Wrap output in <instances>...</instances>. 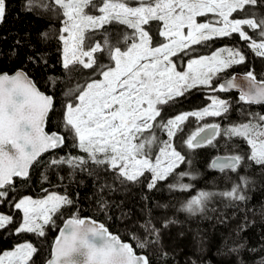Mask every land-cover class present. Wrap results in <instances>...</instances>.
<instances>
[{
  "label": "snow or ice",
  "instance_id": "6c2138e0",
  "mask_svg": "<svg viewBox=\"0 0 264 264\" xmlns=\"http://www.w3.org/2000/svg\"><path fill=\"white\" fill-rule=\"evenodd\" d=\"M23 7L27 12L44 7L61 18L62 26L56 31L61 42L58 51L63 82L51 75L44 81L50 89L60 85L57 103L54 94L41 91L23 70L14 75L0 74V205L12 210L11 214L0 213V239L31 234L37 241L19 243L14 250L3 252L0 264H157V260L176 264L174 259L168 260L170 254L161 246V238L162 230L179 221L164 217L154 222L150 212L139 225L143 236L134 235L132 239L137 241L138 249L157 250L156 260L147 252L138 255L130 243L121 242L103 224L78 216L64 224L51 258L45 260L41 256L34 260L43 244L40 238L46 237L49 227L55 228L54 217L64 215L65 207L78 205L79 193L75 200L67 194V188L65 194L51 193L45 198H18L17 194L31 182L30 169L34 164L43 165L45 171L53 170L60 181L65 180L60 171L66 167L69 184L75 182L79 186L75 180L77 172L93 177L92 196L85 198L95 197L104 210L109 207L104 194L113 190L114 183L143 186L150 191L186 162L173 141L184 131L189 117L226 118L232 108V101L211 97V104L202 110L174 117L161 115L190 90L198 86H203L199 90L213 92L238 89L239 101L264 106V70L257 73L250 68L242 77L246 82L243 85L232 75L218 88L213 86L220 73L246 63V55L238 47H222L211 55L191 59L187 70H178L171 59L192 45L231 38L233 34L246 42L256 57L264 58V0H40V5L26 0ZM6 13L7 0H0V25ZM200 17L207 19L201 22ZM112 24L131 29V34L122 29H106ZM113 31L118 34L112 35ZM97 34L101 36L99 41L95 39ZM47 36V32L43 33L42 41ZM15 43L23 46L25 40L19 38ZM27 46L32 54L26 56V62L47 72L52 67L47 51L38 52L31 43ZM0 55L15 56L16 50L0 51ZM248 116L247 122L232 123L223 129L219 123L205 124L187 139L180 137V141L194 150L216 147L214 141L221 135L238 138L243 146L236 144L233 148H239L240 154L217 157L211 161V168L240 172L242 165L255 167L264 179V114L255 111ZM50 121L52 128L46 130ZM156 129L166 132L168 139L161 142L158 155L153 158L152 149L158 142ZM72 149L81 154H72ZM45 153L52 155L40 160ZM178 175L182 179L191 174ZM48 179L47 175L41 176L42 182ZM238 180L229 191H200L180 210L190 215L203 213L213 195L232 202L227 206L243 215L234 225H227L229 230L221 239L222 254L230 257L229 264H264V234L255 245L243 235L255 222V213L250 219V209L240 206L250 199L246 191L252 181L246 174L239 175ZM168 187L187 191L191 185L176 183ZM16 211L22 215L16 216ZM259 216L264 226V207ZM228 219L221 215L218 222L224 224ZM14 223L16 227H10ZM194 239L202 245L198 233ZM199 250L204 249L201 246ZM190 264L197 261L190 260Z\"/></svg>",
  "mask_w": 264,
  "mask_h": 264
},
{
  "label": "trees",
  "instance_id": "16d2710c",
  "mask_svg": "<svg viewBox=\"0 0 264 264\" xmlns=\"http://www.w3.org/2000/svg\"><path fill=\"white\" fill-rule=\"evenodd\" d=\"M47 2V0H45ZM26 0H7V13L5 21L0 25V51L8 53L15 48L16 55H0V73H14L18 70L25 71L36 83L37 86L46 94H54L59 102L60 92L58 91L60 85L46 87L44 81L48 75L53 77H60L62 71L60 60V52L58 48L61 42L57 39V29L60 28L61 18L57 17L52 10L44 7H39L34 12H27L23 5ZM34 3L40 5V0H34ZM59 9H55L58 12ZM235 15V14H234ZM206 17H200L201 22L205 21ZM147 27V26H146ZM106 29H122L123 32L131 34V29H126L124 26L112 24L107 25ZM47 32L48 36L42 41V34ZM118 33L113 31L112 35ZM151 34V33H150ZM24 38L25 43L23 46L16 45V40ZM95 39L99 41L101 36L96 35ZM163 40V38H159ZM156 40L154 38L153 43ZM31 43L35 46L36 51H47L48 61L52 67L47 69V72H41L35 68L31 63L26 62V56L31 55L32 51L28 48L27 44ZM246 42L240 40L237 34H233L231 38L225 37L222 39H214L213 41L206 42L202 45H192L190 49L184 52L177 53L171 59L177 64L178 70L185 69L186 63L192 59L203 55H211L213 51L219 50L226 46H236L242 50L246 55V63L223 72L221 78H218L213 83L214 87L218 88L221 80L228 78L236 72L246 73L250 68L254 69L257 73L264 70V58L256 57L255 54L248 49ZM121 42V47H123ZM194 49V51H193ZM260 79V75H258ZM61 82L63 78L60 77ZM203 86L194 88L187 93L186 97H180L179 103L172 108H166L162 112V116L174 117L175 115L183 112L199 111L209 105L211 96H217L222 99L232 101V108L230 112L221 117H204L202 120H197L195 117H189L188 121L183 125L184 131L177 134L174 138V146L178 151H181L186 157V162L181 164L175 172L164 181L158 182L156 188L148 190L143 186H121L119 183L113 184L112 191H106L104 198L109 207L101 210L100 206L95 202L96 198L86 199L91 197L94 186L93 177L87 173H75V180L79 181V186L75 182L68 183V169L65 167L60 171V174L65 176L64 181L58 180L57 176L53 174V170L45 171L44 166L37 167L35 164L30 171L31 182L24 188L20 189L17 194L18 198L25 195H30L34 199L45 198L48 193L55 192L56 194H67L72 199H77L76 193H79V203L73 207H65L63 209L64 215H57L55 217V228L49 227L47 235L40 238L43 241L40 252L33 257L34 260L43 257L45 260L50 257L52 244L57 236V233L68 218L78 216L79 218L88 217L102 222L113 234L119 235L122 240L131 243L138 254L149 255L156 260L157 250L149 248L141 250L136 247L137 241L132 237L143 236L142 229L139 225L142 224L147 218L148 213L154 222L160 221L164 217H169L178 220L179 223L170 225L167 229L162 230L161 246L165 252L170 255L168 260H175L176 264H190V260H196L197 264H229L230 257L222 254L220 249L222 236L229 230L227 225H234L243 213L238 212L232 207H228L230 201L224 199L219 195H213L207 202V207L203 213L197 215H190L180 209L187 203L188 200L199 194L200 191L210 193H221L231 190L233 183H239L238 176L246 174L252 181L246 194L250 197L246 204L240 205L245 209H250L249 218H253L255 213L254 224L243 234L248 237L249 243L255 245L259 242L258 238L264 234V226L261 225L259 212L264 207V179L257 171V168H247L245 165L241 166L242 171L232 172L225 170L224 172L215 171L211 168V161L219 155H233L240 154L239 148H233V145L243 142L238 138L228 137L221 135L216 138L214 144L216 147L205 146L194 150L187 149L180 141V137L187 139V136L195 132L198 127L210 123H219L223 129L226 126H231L232 123L247 122L248 113L259 111L264 114V106L261 105H247L239 101L237 93L223 94L219 91H210L207 89L199 90ZM159 119V118H158ZM52 128L51 121L49 122L48 129ZM59 131V129H56ZM147 135V133H146ZM155 135L158 137L157 145L153 146V158L161 146V142L165 140L164 132L159 129L155 130ZM61 155L64 154L63 149L57 150ZM72 154L79 155L77 150L72 149ZM52 153L44 154L40 160H45ZM191 161L189 164L188 161ZM246 163H250L246 161ZM188 172L190 176H184L182 179L179 173ZM253 173H255L253 175ZM47 175L48 181L42 182L41 176ZM146 176L149 174H145ZM195 176V179L191 177ZM188 184L191 188L187 191H179L170 189L169 184ZM147 197V200L144 198ZM118 205V206H117ZM158 205H167V207H158ZM76 208L79 211H76ZM12 210L0 205V213L11 214ZM16 216H21L19 211L15 212ZM230 217L226 223L221 224L218 222L220 216ZM10 227L15 228V223ZM5 232L7 229L4 230ZM199 234L202 239V245L194 238ZM23 242H32L37 244V241L31 234L7 235L0 239V254L5 251H10L14 247ZM203 251H200V247ZM226 251V249L224 250ZM254 259V257H248ZM157 264H164L163 261L157 260Z\"/></svg>",
  "mask_w": 264,
  "mask_h": 264
},
{
  "label": "water",
  "instance_id": "95a60500",
  "mask_svg": "<svg viewBox=\"0 0 264 264\" xmlns=\"http://www.w3.org/2000/svg\"><path fill=\"white\" fill-rule=\"evenodd\" d=\"M19 71V70H18ZM17 71H15L14 73H7V72H4V73H0V74H9V75H14L15 73H16ZM25 72V71H24ZM26 73V72H25ZM246 73H240V72H236V73H234V74H232V75H236L237 77H238V81H239V83L241 84V85H243V84H245L246 82L245 81H243V79H242V77L245 75ZM231 75V76H232ZM231 76H229L228 78H225V79H223V80H221L220 81V83H224V82H226V80L227 79H230L231 78ZM31 78V77H30ZM219 83V84H220ZM42 91V90H41ZM221 93H223V94H229V93H237L238 95L240 94L239 93V90L238 89H231V90H229V91H227V92H221ZM47 130V129H46ZM46 154V153H45ZM44 155V154H43ZM42 155V156H43ZM41 156V157H42ZM224 156H227V155H219V156H217V157H224ZM40 157V158H41ZM217 157H215L214 159H216ZM213 169V168H212ZM213 170H215V171H219V170H217V169H213ZM227 170V169H226ZM30 171H31V169H30ZM68 219H71V218H68ZM68 219H66L64 222H63V224L61 225V227H60V229H59V231H58V233H57V236H56V238H55V240L58 238V236H59V232L63 229V227H64V224L67 222V220ZM81 219H85V220H87V221H95L97 224H103L102 222H100V221H97V220H95V219H93V218H88V217H82ZM104 225V224H103ZM105 226V225H104ZM106 227V226H105ZM107 228V227H106ZM108 229V228H107ZM108 231L111 233V234H113L109 229H108ZM113 235H117V234H113ZM118 237H119V239L121 240V242H126V243H129V242H127V241H124V240H122V238L119 236V235H117ZM55 240H54V242H53V244H52V248H51V251H52V249L54 248V246H55ZM131 244V243H130ZM134 248V247H133ZM135 249V248H134ZM138 254V253H137ZM138 255H144V254H138ZM49 258H51V254H50V257Z\"/></svg>",
  "mask_w": 264,
  "mask_h": 264
},
{
  "label": "rangeland",
  "instance_id": "374dc122",
  "mask_svg": "<svg viewBox=\"0 0 264 264\" xmlns=\"http://www.w3.org/2000/svg\"><path fill=\"white\" fill-rule=\"evenodd\" d=\"M185 31H187V30H185ZM171 58H172V57H171ZM197 58H199V57H197ZM197 58H192V59H197ZM190 60H191V59H190ZM190 60H189V61H190ZM189 61H188V62H189ZM188 62H187V63H188ZM187 63H186V65H187ZM183 70H187V69H186V66H185V69H183ZM222 74H223V73H220V74H219V77L222 76ZM220 78H221V77H220ZM215 80H217V79H215ZM215 80H214V81H215ZM214 81H213V82H214ZM213 84H214V83H213ZM198 87H201V86H198ZM211 97H217V96H211ZM211 97H210V99H211ZM219 98H220V97H219ZM221 99H222V98H221ZM210 104H211V101H210L209 105H210ZM209 105H207L206 107H208ZM201 110H202V109H201ZM206 117H207V116H206ZM164 134H165L164 136L166 137L165 140H167L168 137H167L166 132H164ZM162 142H163V141H162ZM160 145H161V144H160ZM158 152H159V150H158ZM158 152L156 153V155H158ZM151 154H152V156H153V150H152V153H151ZM51 193H55V192H50V193H48V194H51ZM55 217H56V216H55ZM55 217H54V219H55ZM12 250H14V249H12ZM12 250H10V251H12ZM0 255H2V254H0Z\"/></svg>",
  "mask_w": 264,
  "mask_h": 264
}]
</instances>
